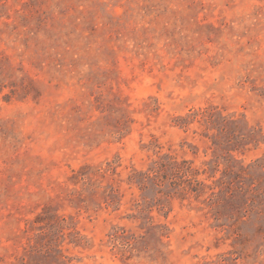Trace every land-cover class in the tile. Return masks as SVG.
I'll use <instances>...</instances> for the list:
<instances>
[{"label":"rangeland","instance_id":"374dc122","mask_svg":"<svg viewBox=\"0 0 264 264\" xmlns=\"http://www.w3.org/2000/svg\"><path fill=\"white\" fill-rule=\"evenodd\" d=\"M0 264H264V0H0Z\"/></svg>","mask_w":264,"mask_h":264}]
</instances>
